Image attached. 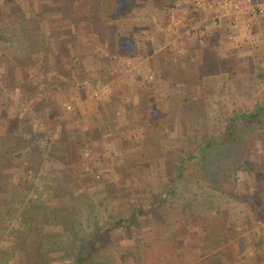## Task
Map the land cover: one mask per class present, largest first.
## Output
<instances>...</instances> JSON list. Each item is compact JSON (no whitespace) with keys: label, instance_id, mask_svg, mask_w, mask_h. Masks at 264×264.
Wrapping results in <instances>:
<instances>
[{"label":"crops","instance_id":"0c3cea01","mask_svg":"<svg viewBox=\"0 0 264 264\" xmlns=\"http://www.w3.org/2000/svg\"><path fill=\"white\" fill-rule=\"evenodd\" d=\"M263 4L264 0H0V76L10 81V104L2 106L0 96V121L11 118L0 132L11 129L14 136L11 146L17 149L12 155L18 163L11 166L28 162L23 173L36 168L42 178L32 183L13 173L11 182H4L12 189L0 194V206L3 210L10 206L13 213L0 214L5 218L0 219L2 224L8 221L7 226L0 223V264H20V244L25 242L23 263L31 264L28 252L33 239L28 230L34 227V212L26 209L22 218L27 221H21L16 214L19 206L39 201L44 205L43 219H53L65 234H75L80 218L62 206L70 196L72 202L79 197L73 195L74 188L91 191L90 170L105 173L96 176L95 186L114 185L117 160L141 155L138 136L146 132L149 110L160 115L151 90L166 60L187 59L197 67L212 55L224 59L234 53L246 60L254 53L249 43L259 47L254 51L264 58V14L257 11ZM179 49L186 53L182 58L176 56ZM151 74L152 87L138 84L141 76ZM133 75L137 84L128 83ZM50 167L63 168L69 176L55 180ZM137 171L136 177L142 178ZM146 184L138 178L126 181V188L138 186L135 194L108 198L139 204L128 212L126 230L125 223L113 224L110 242L102 247V261L96 264H264V229L258 226L254 206L238 205L230 219L225 216L227 223L214 228L208 220L222 219L223 213L196 211L195 216L185 210L191 218L179 226L176 219L182 210H175L174 220L164 222L171 228L164 238V226L157 219L153 230L142 227L151 224L146 216L155 218L161 208L153 205L159 197L146 195L155 191L141 189ZM19 187L22 190L16 191ZM94 197L86 192L81 196L90 202ZM100 197L94 202H107ZM135 211L143 216L133 218ZM133 226L139 227L138 238L129 231Z\"/></svg>","mask_w":264,"mask_h":264},{"label":"rangeland","instance_id":"374dc122","mask_svg":"<svg viewBox=\"0 0 264 264\" xmlns=\"http://www.w3.org/2000/svg\"><path fill=\"white\" fill-rule=\"evenodd\" d=\"M248 45L250 52H254L250 53L249 59H239L234 53L231 54L235 57L230 58V52L232 50L227 52V55H230L224 59L212 55L208 59L209 65L207 69H205L204 72L202 70L203 74L197 73L198 75H195L194 82H185V85H187L185 92L189 91V100L196 104L197 117L195 119H197V121L195 123L197 126H192V124H190L189 111L186 107L184 108L183 103L180 102L179 99L174 98L170 100L169 98H164V95H162L163 92L153 86L155 81L152 74L141 76L138 84L142 85L145 83L144 85L148 84L150 87L153 86L151 92L152 95H154V99H152L158 109V113L161 116L168 115V117L163 119L159 132L152 138L153 140L150 138L147 141L146 139L144 140L142 146H145V148L142 147V152H146L145 157L148 158L152 157L149 155L152 150L154 153L151 154H155V156L161 159L162 156H165L166 162L163 163L160 159L158 163H155L156 165L152 166L154 170L150 173H144L141 178L139 176L136 177L138 166L133 163L132 159H119L116 162L117 165H119L116 168L117 178L112 179L117 180V182L114 185L109 184L107 186H95L97 183H95V180H98L96 176H101V174L105 173H101L100 170H90L89 177L92 178L91 191L89 187L86 188V190H83V188V191L78 192L81 190V187L79 189L78 186L76 189L74 188L76 192H74L73 195L77 193L79 197L72 202V196H70L69 200L67 199L68 201L62 204L67 212L72 211L80 218L78 219L79 224L76 226L75 234H65L63 229L54 225L53 219H51V222H48L46 218L43 219L41 215L44 205L41 202H30L27 203L25 207H23V205L19 206L17 209L19 212H16V214H19L21 218L23 217L22 213H25L27 209L28 211L35 212L37 215V217L34 216L33 219L37 218L36 220H41V227L31 220L32 226L34 227L30 229V232L28 230V233L31 235L30 237L33 239V242L30 243L32 248L29 249L30 251L28 252L31 264H34V261L39 262V264H78L79 255L82 252L86 254L92 242L96 245L93 244L95 246L94 252L83 264H96L94 261L101 262V255L104 252L102 247L110 242L109 238L112 236L110 233L112 230L106 231L105 233L103 231L111 228L118 220H123V223H125L124 230H126V220L129 217L128 212L139 204L138 202H129L128 199H119L116 201L108 198L114 195L135 194L139 189L138 186L135 185L126 188V181L129 182L137 178L142 182L148 183L146 187L141 188L142 190L147 188L146 190L148 191H155V193L151 192L150 194H145L148 196L152 195V197L157 196L159 200H161L160 196L164 197L166 191L169 189L166 203L160 205L161 208L158 209L159 212L157 216L154 218L153 216L145 215L148 223L149 219L151 220V224L142 226L143 228L148 226L149 228L152 227L153 230L155 227L154 224L159 221L160 224L164 226L162 232L164 238L166 232L171 229L169 225L167 226L164 222L170 223L174 220L176 212L173 213V211L175 210H183V212L179 211L177 214L176 223L179 226L186 224L191 218V213L185 212L184 210L192 211V213L199 211L203 215L208 214L211 210V214L213 212L212 216H215L218 212L223 213L224 216L222 219L218 217L215 221L211 218L208 220L210 226L214 228L218 226V223L219 225L221 223L223 225L227 223L226 218L230 219L229 216L234 210L238 209V205H242L244 208L252 205L254 206V210L259 212V218H256L258 226L264 229V179L256 178V172L258 170L264 171V58L257 55L259 53H255L256 51H254L256 49L258 50L259 47H254L253 43H249ZM246 53L248 52L246 51ZM185 54L183 49H179V53L176 56L182 58ZM253 54H255V56ZM126 68H128L127 65ZM225 68H229L228 71L230 70L232 73H224ZM172 76L179 82L182 79L183 73L180 70L175 71ZM128 79V83L137 84L134 75L132 78ZM5 83L6 88H4ZM165 83L167 87V82L165 81ZM197 84L201 86V92L195 94L196 97L191 98V89H193L195 85L197 86ZM8 86H10V81L5 78L2 79L0 76V95L4 98V100L1 101L5 102L8 100V97H10V93L7 89L9 88ZM167 91L169 94L173 95L172 97H174V95L177 96V93L181 94V91L177 90V86L174 87L173 90L167 89ZM142 93L145 94V97L149 95L148 91ZM144 94H142V96H144ZM147 101H149V99H147ZM2 106L6 105L3 104ZM170 110L173 112L169 113ZM250 110H255L259 113L257 119L249 120V122L239 120L236 114L239 115L244 111ZM233 117L236 118V129H234L232 135L225 136L227 132L226 128L232 122L230 120ZM7 119L11 120V118ZM68 128L71 127L68 126ZM203 139L215 140V143H212L207 149L206 158L200 160L198 157H192L183 165L182 169L178 171L175 162H178L177 160L181 157H188L195 153H192L190 150L197 152L199 146L196 143ZM154 142L159 143L157 146L158 152H156V148L153 149ZM192 143L196 144L195 148ZM11 144L14 143H11V140H9L7 146H9V148L12 147L10 153H13L12 151L17 148L14 145L11 146ZM1 146L5 145L0 144V148ZM44 150L47 149L44 148ZM169 151L175 155V159L168 160ZM2 156L5 157V161L3 162V166L0 167V185H2L0 186V194L12 189L6 187L4 182L8 181V183H10L12 176L15 174L18 175V179L25 178L27 182L31 181L33 183L42 180V178H39V173H36V168L32 169L31 172L29 170L23 173V168L28 165V162L22 163L19 167L18 165L14 168L12 167L10 170L7 168L8 160L11 159V164L15 165L18 163V158L15 155H10L9 159L8 155L6 156L5 150L2 152ZM23 164H26V166ZM1 165L2 164H0V166ZM94 168L97 169L95 166ZM1 169L4 171L1 172ZM90 169H92V167ZM134 169H136L135 172H133ZM141 171H144V169ZM7 172L10 173L7 174ZM64 173L63 168L58 167L54 170L50 167V175L52 178H55V180L64 177L65 174L69 176V173ZM15 190L19 191L22 190V188H15ZM85 192L88 196H90V194L91 196H95L94 199L91 198L93 202L81 198L82 194L85 195ZM10 193L11 192H8V194ZM96 196H104L107 202L101 204L95 203L94 200H96ZM135 196L139 197L138 195ZM97 206L98 208H96ZM9 208L10 206H8L6 210H3L0 206V214L2 212H7L8 214L12 212ZM49 212L53 213V211ZM194 215L199 216L198 214ZM138 216L142 217L143 214L140 213ZM0 219L2 221L5 218L0 215ZM145 219L146 218L143 220ZM23 220L22 218L21 221ZM7 222L1 224L7 226ZM43 223H45V227ZM177 224L174 225V229L177 228ZM40 229L42 231L41 234H39ZM138 230L139 227L135 226L129 228V231L134 233L136 238H138ZM47 232H49V234ZM95 233L98 234L96 235L97 239L95 238L93 240ZM122 235L123 233H119V236ZM49 238L60 241V247L58 248L60 250H58L59 252L56 250V246L51 245ZM224 238L228 237L225 236ZM119 240H121L120 237ZM142 241H144V239ZM136 243L140 245V242L136 241ZM25 245L26 242L20 244V264L21 262L23 263L24 258H27V255L24 253V249L26 248ZM238 246L241 248L240 242ZM50 247H54L53 250H51ZM243 249H245V247H243ZM118 253H120V251ZM51 255L54 256L52 257L54 259H51ZM57 255L62 257L55 258Z\"/></svg>","mask_w":264,"mask_h":264},{"label":"trees","instance_id":"16d2710c","mask_svg":"<svg viewBox=\"0 0 264 264\" xmlns=\"http://www.w3.org/2000/svg\"><path fill=\"white\" fill-rule=\"evenodd\" d=\"M150 61H151L152 67L154 69H156V71H157L158 68H156V66H157L156 59L154 57H152L150 59ZM188 63H189V61L187 59L180 60L179 63L178 62L177 63L173 62L171 60H166V62L163 65V67L159 68V70H158V71H161V73H157V75H156L157 84H156L155 87H157L156 89H158L161 92H163L162 95H164V98H169L170 100H173L174 98L175 99H179V101L183 103L184 108L186 107L187 110L189 111L190 124H192V126H197L196 123H195L197 121V119H195L197 117L196 104L191 102V100H189L190 99V95L188 93L189 91L187 90L188 92H185L186 91L185 89H187L186 88L187 85H185V82H188V81L194 82L195 81L194 80L195 79V75L203 74V73H201L202 70L204 72V70L207 69V66L209 65V63H208V60H206L203 63H201L200 64L201 66H199V67L194 66V65H189ZM179 70L182 71L183 76H182V79L178 82V81H176L175 77L172 76V75L174 74L175 71H179ZM197 70H198V72H197ZM165 81L167 82V87H166ZM176 86H177V90L181 91V94L177 93V96L174 95V97H172L173 95L169 94L167 89L173 90L174 87H176ZM191 91H192L191 98H194V97H196L195 94H199L201 92V86L197 84V86L195 85V87H193V89H191ZM149 97H150V100H151L152 95H151L150 92H149ZM1 103L5 104V105H7V104L9 105L10 104L9 100H6L5 102L3 101ZM153 110H154V108L149 110V117L148 118H151L150 122H147L146 124H144V127H146V132L140 133L139 136H138V141L141 144H144V140L145 139L147 141L149 138L152 139L153 137H155L158 134V132H159V129H160L161 125H162L163 119L168 117V115H165V116L163 115L164 117L161 116V115H158V114L155 115V112H153ZM171 112H173V111L170 110L169 113H171ZM236 115L238 116L239 120L249 122V120L257 119L258 116H259V113L257 111H255V110H250V111H244L241 114H239V115L236 114ZM234 117L231 118L230 121H232V122L226 128L227 132H226L225 136L226 135H228V136L232 135L234 129H236V123L237 122H235L236 118H234ZM171 122H172V120H171ZM8 124L9 123L7 122V119L4 122L0 121V127L1 126L5 127ZM0 130H1V128H0ZM4 131H5L4 133L0 132V141H1L0 144H4L5 145V146H1V148H0V160H1L0 164H2L0 167L3 166V162L5 161V157L2 156L3 150H5L6 156L8 155L9 159H10V155H12V153H10V149L11 148H9V146H7V143H8L9 140L12 139V137H14V136H11V129H7V131L6 130H4ZM212 143H215V140H213V139H207V140L203 139V140L197 141L196 144H198V146H199V149L197 150V152L193 151V150H190L192 153H194V152L195 153L193 155H189L188 157H181L179 160H177L178 162H175V165L177 166V170L180 171L182 169L183 165H185L188 162V160H190L192 157H198V158H200V160H204L206 158L207 149L212 145ZM192 144H193V147L195 148L196 144H194V143H192ZM158 145H159L158 142L157 143L154 142L153 149L156 148V152H158V148H157ZM142 147L145 148V146H142ZM151 153H154V152L151 150ZM151 153L149 155L152 156V157H148V158L145 157L146 152H141L140 156H139V154H137L136 157H138V158H135V155H132V154H130L128 156V159H132L133 163L136 166H138V168H137V170H138L137 173L138 174H139V171L142 174L148 173V172L149 173L152 172V170H154V169H152V166L156 165L155 163H158L160 161V159H161L160 157L155 156V154H151ZM168 157H169L168 160H173V159L176 158L175 155L172 154V152H170V151L168 153ZM194 159H196V158H194ZM10 160H8L7 168L11 170L12 169V166H11L12 164H11ZM161 161L163 163H165L166 162V157L162 156ZM30 162L33 163V162H35V160H32ZM162 162H160V163H162ZM142 169H144V171H141ZM3 171L4 170L1 169V172H3ZM9 173L10 172H7V174H9ZM65 177H67V176L64 175V178ZM78 178H79V176H78ZM256 178L257 179H264V171L263 170H258L256 172ZM168 192H169V189L166 191L165 196L162 197L160 201H157V202L153 203L154 209L155 208L158 209V208L161 207L160 205H164L166 203V197H167V193ZM152 208H153V206H152ZM152 208H151V211H150L151 213H152V211H154ZM48 209L49 208H46L45 210H48ZM182 212H183V210H182ZM132 214H133L132 217L135 218L137 214H140V212L135 211ZM34 216L37 217L35 212L32 214L31 218L36 223V225L37 224L41 225V220H36L37 218L33 219ZM24 221H27V219H24ZM117 223L121 225V224H123V220H118ZM109 229L111 230L112 228H109ZM106 230L108 231V229H106ZM104 232H106V231H104ZM41 233H42V231L40 229L39 230V234H41ZM96 235H98V234L97 233L94 234L93 240L95 238L97 239ZM29 236H31V235H29ZM49 241H51V245L56 246V250L58 251L59 250L58 248L60 247V245H59L60 241L56 240V239H50V238H49ZM262 242H264V239L262 240ZM93 244H94V242H92V245H91V247H89L90 249H88V252L86 254H83V252H82L79 255V263L78 264H83L87 258L92 256V254L94 252V249H95V246H96L95 244H94L95 246ZM50 248H51V250H53L54 247H50ZM24 253L26 254V248L24 249ZM50 257H51V259H54V258H52L54 256L51 255ZM60 257H62V256H58L57 255L55 258H60ZM34 264H39V262L34 261Z\"/></svg>","mask_w":264,"mask_h":264},{"label":"built area","instance_id":"2783aa9c","mask_svg":"<svg viewBox=\"0 0 264 264\" xmlns=\"http://www.w3.org/2000/svg\"><path fill=\"white\" fill-rule=\"evenodd\" d=\"M258 13H260V14H264V4L263 5H260L259 7H258ZM67 108L68 109H71V105L70 104H68L67 105Z\"/></svg>","mask_w":264,"mask_h":264}]
</instances>
